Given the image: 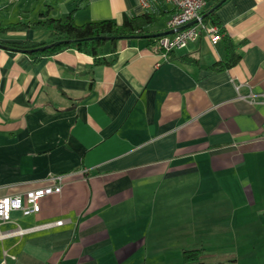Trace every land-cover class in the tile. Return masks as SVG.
<instances>
[{"label": "crops", "instance_id": "crops-1", "mask_svg": "<svg viewBox=\"0 0 264 264\" xmlns=\"http://www.w3.org/2000/svg\"><path fill=\"white\" fill-rule=\"evenodd\" d=\"M146 11L164 15L150 28L164 32L176 8L0 0V24L72 12L78 24L123 23ZM216 12L241 55L221 71L210 67L226 57L224 40L205 34L171 58L146 37L123 39L113 65L76 49L37 62L0 47V197L68 175L39 213L0 224V264H168L190 250L180 249L187 235L198 245L204 230L205 246H227L255 223L264 231V0H225ZM51 38L41 27L0 35Z\"/></svg>", "mask_w": 264, "mask_h": 264}, {"label": "trees", "instance_id": "trees-1", "mask_svg": "<svg viewBox=\"0 0 264 264\" xmlns=\"http://www.w3.org/2000/svg\"><path fill=\"white\" fill-rule=\"evenodd\" d=\"M214 8V7H213ZM210 8L204 13V21L211 22L220 27L222 40L226 47V57L223 60L215 62L210 68L213 70H225L236 65L241 58L237 52V44L234 39L223 28L222 23L217 15V8ZM164 15L152 13L149 11L137 15H125L123 23L114 20L90 21L84 24H78L74 19L73 12L66 18L52 17L49 13L42 14V18L36 22H12L9 24H0V35L15 31H25L32 28L41 27L51 32V40H30L25 41H2L0 44L11 47L13 50L28 53L35 61H40L44 57L53 56L61 51L76 49L94 57V63L97 65H113L119 57V42L131 37L149 36L151 43H156L157 38L151 35L160 33L152 32L151 27L156 26L164 21ZM58 40L66 42L55 44L45 49H39ZM109 47V55L105 54L106 48ZM175 51L169 52V58L173 57ZM186 63H198V60L190 56L180 58ZM203 249L185 250L184 261L190 262L192 259L200 261V253Z\"/></svg>", "mask_w": 264, "mask_h": 264}, {"label": "built area", "instance_id": "built-area-1", "mask_svg": "<svg viewBox=\"0 0 264 264\" xmlns=\"http://www.w3.org/2000/svg\"><path fill=\"white\" fill-rule=\"evenodd\" d=\"M139 1L144 9L148 10L151 7V0ZM166 1L172 3L176 8L175 14L167 22V30L175 29L176 32L158 37L153 45L154 51L162 54L165 58H169V52L187 48L190 43L199 40L203 34L209 37L213 44L221 41L222 33L220 27L204 21V9L208 5L209 0ZM194 21H196L194 24L178 30V28ZM67 177L68 175L64 174H52L48 177L47 184L44 186L30 189L24 193L0 197V224L11 221L12 213L16 211L21 212L25 216L39 213L42 210V200L47 196L61 192ZM63 223L64 220H58L46 223L40 227H51L53 225H62ZM33 229L19 227L15 233L24 234Z\"/></svg>", "mask_w": 264, "mask_h": 264}, {"label": "rangeland", "instance_id": "rangeland-1", "mask_svg": "<svg viewBox=\"0 0 264 264\" xmlns=\"http://www.w3.org/2000/svg\"><path fill=\"white\" fill-rule=\"evenodd\" d=\"M35 16V19H39V12ZM22 19L21 15L11 18L9 21H17ZM24 20H27V17H23ZM206 217V214H203ZM203 218V217H202ZM257 224V223H255ZM253 229H246L242 232H237L245 239L244 241L238 242L235 241L232 244L227 246H214L213 244H208L205 246L204 239L209 241L208 232L201 231L202 235L198 238V245H194V240H190L187 235L180 242L184 249L197 250L203 249L200 253V261L202 264H264V231L259 228L256 229L255 225ZM260 227V226H259ZM179 257V258H176ZM175 259L170 261L168 264H197L198 260L192 259L190 262L186 263L180 256H175Z\"/></svg>", "mask_w": 264, "mask_h": 264}, {"label": "water", "instance_id": "water-1", "mask_svg": "<svg viewBox=\"0 0 264 264\" xmlns=\"http://www.w3.org/2000/svg\"><path fill=\"white\" fill-rule=\"evenodd\" d=\"M225 0H221L212 10H215L216 8H218L223 2H224ZM196 21H194V22H191V23H189V24H187V25H185V26H182V27H180V28H178V30H182V29H184V28H186L187 26H190V25H192V24H194ZM176 32V30L175 29H172V30H167V31H164V32H160V33H156V34H153V35H151V37H153V38H158V37H161V36H164V35H169V34H173V33H175ZM149 36L150 35H148V36H145L146 38H149ZM63 42H66L65 40H58V41H56V42H54V43H51V44H49V45H47V46H44V47H41V48H39V49H45V48H47V47H50V46H53V45H55V44H60V43H63ZM0 47H2V48H6V49H12L11 47H9V46H6V45H2V44H0ZM13 50V49H12Z\"/></svg>", "mask_w": 264, "mask_h": 264}]
</instances>
